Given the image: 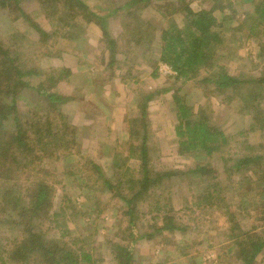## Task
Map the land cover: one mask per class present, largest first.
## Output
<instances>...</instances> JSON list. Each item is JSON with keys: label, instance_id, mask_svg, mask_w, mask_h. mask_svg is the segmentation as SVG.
<instances>
[{"label": "rangeland", "instance_id": "374dc122", "mask_svg": "<svg viewBox=\"0 0 264 264\" xmlns=\"http://www.w3.org/2000/svg\"><path fill=\"white\" fill-rule=\"evenodd\" d=\"M118 1L120 2L119 6L125 2V0ZM183 1L188 3L189 9L193 13L210 10L212 6H222L224 12L215 8L211 14L216 22L224 25L225 28L229 27L223 18L224 14L232 16L233 26H235V23H243L246 19L244 18L245 14L251 16L253 4L260 2L259 0H209L207 3L204 0ZM158 4H163V2L151 0L145 9L140 11V19L162 25L164 20L157 14ZM104 5L101 3L99 9H94L95 12L103 14L101 7ZM19 7L29 20L23 17L13 20V16L9 12L0 13V39L5 41V43L2 41L4 45L10 47L13 43V40L9 39L11 33L18 32L29 42L30 47L34 44L25 52L20 51L23 63H29L32 67L36 66L37 69L34 70L39 71L40 75L46 73L50 68H63L69 71L71 76L67 78L66 82L52 90H54L53 93L61 94L66 99L73 98L74 101L62 102L61 106L59 103L49 106L39 98V105L35 108V101L30 99L32 98L31 94L24 91L18 95L17 117L36 128H38L36 124L41 121L43 123L41 134L44 135L50 127L54 128L60 124L59 117L62 114L67 124L75 129L77 137H83V140L80 155L62 156L61 159L54 161L47 151L41 161L34 163V160L27 166L25 170L29 169L30 173L25 172L17 177L13 167L1 171L0 199L2 191L12 186L15 188L13 193H18L20 196L25 195L26 191L23 190L25 180L29 179L31 173H35L37 169L43 171L48 174L47 178L37 176L35 182L41 183L39 178H42L53 188L52 207L40 213L39 219L32 221L41 223L43 226L41 231L46 237L48 233L46 228L49 223L51 224L46 215L57 210L63 196L71 199L80 214L76 217L77 219L68 223L72 231L70 236L85 237L84 249L93 259V263L90 264H114L110 254L111 246L108 243L128 240L125 238L127 235L125 231L120 230L115 235L116 227L114 228L119 222L122 226L121 229H124L126 224H123V220L120 221L122 216L118 212L117 201L107 199L110 195L103 198L96 193V198L102 200L100 207L103 210L98 211L94 200H89L88 205L92 202L93 206L87 211L88 205L83 203L87 189L81 190L87 179L84 181L81 178L85 172L87 175H91V172L90 168L84 165V160L89 159L99 164L103 175L111 182H115V169L111 162L114 152L120 154L118 160L120 166L125 165L134 173L139 170L138 167L141 165L139 157L133 155L128 161L126 160L129 157L126 152V147L129 144V139L126 142V133L130 138L132 113L136 116L135 118L140 117L139 103L148 93L153 95V98L150 97L146 102L148 108L144 119L148 136L147 144L150 148L147 154L149 169L152 171L189 172L193 168L192 156L180 155L176 143L177 111L173 96L175 95V98L182 97L185 100L186 104L191 107L193 115L202 110L209 123L215 128L218 127L223 133L225 144L218 153L208 157L207 161H209L212 170L209 176L200 175L198 178L188 176L183 179V182L170 189L171 214L181 222L184 231L172 234L163 233L161 236L154 235L158 237L154 240L139 239L133 245L135 251L131 256L132 264H238L231 251V241L227 239V235L232 234L229 232L231 224L227 208L222 207V210L217 214L209 209H198L197 206H193V203L197 204V199L201 196L197 197L198 194L195 190L203 188L207 184L212 187L209 182L210 178L214 177L218 187L212 188V190L224 199V204L230 212L236 213L235 220L242 223V229L255 228L256 231H259L264 224V220L260 219L264 218V181H257L254 176L251 177L248 173L237 174L231 167L232 162H223L239 157L241 154L251 153L264 158V52L262 51L264 49V25L261 23L257 35L252 37H249L248 25L239 30L225 32L224 38L227 41L218 47L216 64L223 67L231 77L251 78L253 82L263 80L258 87H254L255 83H251L244 87L246 89L231 94L232 101L226 105L224 96L212 91V86H194L191 82L181 85V81L171 79L170 77L175 73L166 65L159 64L157 78H151L149 73L153 69L152 61L155 60L152 54H156L158 50V44L155 42L149 43V52H151V54L147 53L149 59H145L148 57L144 53L147 49L145 47L135 50L139 56L136 60L133 54H129L130 62H124V58L117 55L118 62L114 65L113 75L110 76L106 69L108 64L107 52L104 50L106 44L99 26L94 23L84 25L83 35L76 43L63 40L58 34L54 39L49 38L47 43H40L34 26L28 23L31 19L34 23H39L35 14L39 9L38 4L23 1ZM124 22L123 16L119 13L108 20L107 35L117 41L119 34L123 33ZM39 24L42 26L41 23ZM122 40L121 44L123 45L125 41ZM13 49L12 46L11 50ZM86 80L89 84L85 83ZM101 82L108 85L115 84L111 94H105V92L104 94L101 92V96L95 94L93 88L98 87ZM239 96H242L245 101L242 102ZM250 96L256 97L255 103L252 102ZM93 105L97 107L98 110L95 109V111L99 112L98 114L94 111ZM106 112L109 114L106 115L107 119H104ZM100 113H104V115ZM255 117L263 122L262 131L256 134L249 133L246 135L247 140H243L239 133L247 130ZM85 118L87 120H84ZM123 119H125L124 124H118ZM12 126H14V122L11 116L8 128ZM140 137L141 135L138 134L135 139L137 146L141 143ZM5 139V141L0 139V142L8 143L7 141L11 138L6 136ZM85 140L88 141L85 142ZM248 147L250 151L247 150ZM72 152L75 153L74 150ZM6 156H9V153H5L4 157ZM27 158L28 154H25L20 160L25 161ZM33 167H35L34 170H32ZM229 167L231 169L223 176ZM260 167L261 174L264 176V159ZM70 171L73 175H66L65 172ZM244 175H249L248 181L242 182V184L238 183ZM5 204L7 208L12 206L9 202ZM144 211L146 213V209ZM6 212L0 213V217L4 214L7 217L13 214ZM150 216L151 212L146 213V218ZM9 228L11 229V227ZM60 229H62L61 225ZM19 233L21 236L22 232ZM141 233L143 234L144 230H141ZM149 233L152 231H145V234ZM13 239L14 237L9 231H4L0 227V247L7 248L9 241ZM158 239L161 243L156 244ZM263 254L256 258L257 264H264Z\"/></svg>", "mask_w": 264, "mask_h": 264}, {"label": "trees", "instance_id": "16d2710c", "mask_svg": "<svg viewBox=\"0 0 264 264\" xmlns=\"http://www.w3.org/2000/svg\"><path fill=\"white\" fill-rule=\"evenodd\" d=\"M23 1L38 4V12H35L36 20L42 26L39 23H34L32 19L28 23L34 26L40 43H47L49 38L54 39L57 34L63 40L76 43L83 35L84 25L94 23L99 26L106 44L104 49L108 56L106 69L110 76L113 75L114 65L118 62L117 55H121L124 62H130L128 55L133 54L136 60L138 55L135 50L145 47L147 49L144 53L148 57L145 55L144 57L149 59L147 53L151 54L149 43L152 41L158 44L157 53L152 54L155 57V60L152 61L153 69L150 74L152 78L157 75L158 64L166 65L175 73L170 77L171 79L181 81V85L191 82L194 86H212V91L224 96L226 105L232 101L231 94L246 89L244 87L251 83H255L254 87H258L263 82L261 79L253 82L251 78L229 76L223 67L216 64V54L218 47L227 41L224 35L229 30H239L248 25L249 27H246L249 37L257 35L261 23L264 25V0L253 4V14L251 16L245 14L244 18L246 19L243 18V23H235V26H233L232 16L224 14L223 18L229 28L216 22L211 14L215 8L224 12L222 6H212L210 10L193 13L189 9L188 3L183 0H157L163 2V4L157 5V14L164 20L162 25L140 19V11L145 9L151 0H125L121 6L118 5L120 3L118 0H0V13L9 12L12 14L13 20H18L19 17L29 20L19 7ZM207 1L209 0H204L206 3ZM101 3L105 4L101 7L103 14H98L95 10L99 9ZM118 13L125 20L123 33L118 36L119 42L110 38L106 30L108 20ZM9 39L13 40L11 48L4 45L5 41L0 39V139L5 141L6 136L11 138L7 141L8 143L0 142V172L13 167L18 177L25 172L30 173L29 169L25 170L27 166L34 160V163L41 161L47 151L54 161L61 159L62 156L80 155L83 137H77L75 129L67 124L62 114L59 117L62 123H58L59 125L54 128L50 127L44 135L41 134L43 126L41 121L36 124L38 126L36 128L17 117L18 95L24 91L31 94L32 98L30 99L35 101V108L39 105V98L49 106L57 103L61 106L62 102L74 101V99H66L61 94L53 93L54 90H52L66 82L67 78L71 76L69 71L63 68H50L46 73L40 75L39 71L34 70L37 69L36 66L32 67L29 63H23L20 50L25 52L30 47L29 42L18 32L11 33ZM121 40L125 41V44L122 45ZM12 46L13 50H11ZM33 46L34 44L30 48ZM262 51L264 52V49ZM101 62L103 63V61ZM103 84L104 82H101L98 87L93 88L96 95H101ZM173 96L177 111L175 135L178 153L192 156L193 168L189 172L152 171L149 169L147 154L150 148L147 144L148 136L144 119L145 105L147 100L153 97L152 94H145V98L140 101V117L130 120L132 127L129 144L126 147L129 157L126 160L128 161L133 155L140 158L141 165L136 173L130 171L125 165H119L120 154L117 152H114L111 157L115 169V182H111L103 175L99 164L89 159L84 160V165L90 168L91 175H87L85 172L81 178L84 181L87 179L81 188L82 191L84 188L87 189L83 203L87 206L89 200H94L96 209L98 208L100 211L103 210L100 207L102 200L96 198V193L103 198L110 195L107 199L117 201L116 206L122 216L120 221L123 220V224H126L124 229H121L120 222L114 228L116 227L115 235L120 230L125 231L127 233L125 238L128 240L108 243L111 246L110 254L114 264H132L131 256L135 251L133 245L139 239L154 240L158 238L154 235L161 236L163 233L172 234L184 231L181 222L171 214L170 189L183 182V179L188 176L192 178H198L200 175L209 176L212 170L207 159L212 154L218 153L225 144L223 133L218 127L215 128L209 123L202 110L193 115L191 107L182 97L175 98L176 96ZM239 97L242 102L245 101L242 96ZM250 97L255 103L256 97ZM93 108L94 111L98 110L94 105ZM11 116L14 126L8 128ZM252 122L247 130L239 133L243 140H247L246 135L249 133L256 134L262 131L263 122L259 121L258 117H255ZM138 134L141 135L139 140L141 143L137 146L135 139ZM73 150L75 153L72 152ZM247 150L250 151L249 147ZM5 153H9V156L4 157ZM25 154H28L27 160H20ZM263 159V157L251 153L241 154L239 157L223 162H232L233 166L231 165V167L237 174L248 173L251 177L254 176L257 181H264L260 167ZM230 169V167L228 170L226 169L223 176ZM65 173L68 176L73 175L71 171ZM249 175H244L238 183L242 184V182L248 181ZM37 176H43L46 179L48 174L39 169L35 173H31V180L30 177L25 180L23 190L26 191V194L23 196L13 193L15 190L13 186L1 193L0 213L7 211L6 213L13 214L9 217L5 214L0 217V227L4 231H9L14 239L9 241L7 248L0 247V264L93 263V259L84 249L85 237L70 236L72 231L68 223L77 219L76 217L80 214L71 199L63 196L57 210L46 215L47 220L52 224L49 223L46 228L48 232L46 237L41 231L43 227L41 223L32 221L39 219L40 213L52 207L53 188L42 178H39L41 183L35 182ZM214 179V177L210 178L209 183L212 187L207 184L205 187L195 190L198 194L197 197L201 196L197 199L198 203H193V206L202 210L209 209L217 214L222 210V207L227 208L231 224L229 232L232 233L227 235V239L231 241V251L235 259L238 264H257L256 258L264 253V224L259 231H256L255 228L242 229V223L235 220L236 213L230 212L224 204V199L212 190V188L218 187ZM100 195L99 197H101ZM6 202L11 203L12 206L7 208ZM91 206H93L92 202L86 207L87 211L91 209ZM145 209L147 214L151 212V216L148 218H146ZM252 216L254 217V214ZM260 219L264 220V218ZM60 225L62 229H60ZM9 227L15 231L13 232ZM141 230H144L143 234ZM147 230H151L152 233L145 234ZM20 231L22 232L21 236ZM159 243L161 241L156 240V244Z\"/></svg>", "mask_w": 264, "mask_h": 264}, {"label": "crops", "instance_id": "0c3cea01", "mask_svg": "<svg viewBox=\"0 0 264 264\" xmlns=\"http://www.w3.org/2000/svg\"><path fill=\"white\" fill-rule=\"evenodd\" d=\"M159 65V64H158ZM103 72H104V70H103ZM150 74L151 73H149V76H150ZM158 75V74H157ZM157 75H156V77L155 78H157ZM151 77V76H150ZM152 78V77H151ZM85 82H87V80L85 81ZM115 87V84H106V83H104L103 85H102V89H101V91H102V94H104V92H105V94H111V92H112V88H114ZM148 94V93H147ZM101 96V95H100ZM153 98V97H152ZM146 107H145V112H146V110H147V108H148V103L145 105ZM102 115H104V113H101ZM109 114V112H106V114H105V116H104V119L106 118L107 119V116L106 115H108ZM123 115V114H122ZM122 117V116H121ZM132 118H135V115H134V113H132ZM84 120H87L86 118L84 119ZM109 120V119H108ZM125 119H123L122 120V122L121 123H118V124H120V125H123L124 123L123 122H125L124 121ZM87 123V122H86ZM85 125H87V124H85ZM128 139H129V134L128 133H126V142H128ZM89 140H93V139H89ZM88 141V140H87ZM86 140H85V142H87ZM100 146V145H99Z\"/></svg>", "mask_w": 264, "mask_h": 264}]
</instances>
